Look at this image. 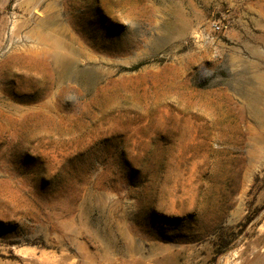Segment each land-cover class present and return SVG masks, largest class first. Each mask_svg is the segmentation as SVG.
Listing matches in <instances>:
<instances>
[{
  "label": "rangeland",
  "instance_id": "374dc122",
  "mask_svg": "<svg viewBox=\"0 0 264 264\" xmlns=\"http://www.w3.org/2000/svg\"><path fill=\"white\" fill-rule=\"evenodd\" d=\"M0 264H264V0H0Z\"/></svg>",
  "mask_w": 264,
  "mask_h": 264
},
{
  "label": "built area",
  "instance_id": "2783aa9c",
  "mask_svg": "<svg viewBox=\"0 0 264 264\" xmlns=\"http://www.w3.org/2000/svg\"><path fill=\"white\" fill-rule=\"evenodd\" d=\"M220 31H221V27L218 24L216 23L211 24L210 32L205 33L204 36H202L203 42L206 44L210 43L213 40V34L219 33Z\"/></svg>",
  "mask_w": 264,
  "mask_h": 264
}]
</instances>
